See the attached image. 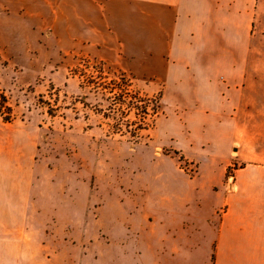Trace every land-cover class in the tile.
<instances>
[{
  "label": "rangeland",
  "instance_id": "obj_1",
  "mask_svg": "<svg viewBox=\"0 0 264 264\" xmlns=\"http://www.w3.org/2000/svg\"><path fill=\"white\" fill-rule=\"evenodd\" d=\"M257 2L244 120L263 123L264 0ZM48 60L24 42L0 43V90L13 109L12 121L0 117V163L6 184L11 176L19 186L25 219L37 218L32 229L53 233V219L68 232L67 245L46 240L59 253L52 264H203L188 237L219 207L216 192L234 190L242 165L233 160L221 178L207 157L248 155L264 125L215 130L211 142L187 112L193 103L184 107L161 84L88 56L63 67Z\"/></svg>",
  "mask_w": 264,
  "mask_h": 264
},
{
  "label": "crops",
  "instance_id": "obj_2",
  "mask_svg": "<svg viewBox=\"0 0 264 264\" xmlns=\"http://www.w3.org/2000/svg\"><path fill=\"white\" fill-rule=\"evenodd\" d=\"M256 15L257 0H0V43L24 42L50 66L88 56L161 84L164 95L184 98V107L193 103L187 112L212 142L215 130L264 125L244 120L251 111L244 102L253 90L248 57ZM207 160L221 178L233 160L242 165L231 177L234 190L216 192L219 207L195 224L190 253L203 264H264V140L248 155ZM6 178L0 163V264H52L59 253L45 242L55 237L67 245L68 232L53 219V233L32 229L37 218L25 219L19 186Z\"/></svg>",
  "mask_w": 264,
  "mask_h": 264
},
{
  "label": "trees",
  "instance_id": "obj_3",
  "mask_svg": "<svg viewBox=\"0 0 264 264\" xmlns=\"http://www.w3.org/2000/svg\"><path fill=\"white\" fill-rule=\"evenodd\" d=\"M0 117L5 121L13 120V109L9 106L8 97L0 90Z\"/></svg>",
  "mask_w": 264,
  "mask_h": 264
}]
</instances>
